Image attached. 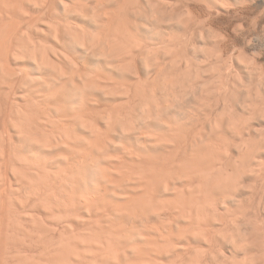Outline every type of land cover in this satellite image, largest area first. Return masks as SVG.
Listing matches in <instances>:
<instances>
[{
  "label": "bare ground",
  "instance_id": "obj_1",
  "mask_svg": "<svg viewBox=\"0 0 264 264\" xmlns=\"http://www.w3.org/2000/svg\"><path fill=\"white\" fill-rule=\"evenodd\" d=\"M188 7L201 10L197 4ZM19 8L0 12V33L5 49H23L25 59L8 55L0 71H23L43 82L15 95L16 105L36 117L35 126L27 133L12 126L3 131L30 167L68 181L53 185L68 207L35 197L24 206L37 223L67 231L56 218L78 217L67 222L88 230L90 243L78 247H86L92 253L86 259L96 264H172L178 257L202 264L212 256L220 264H238L256 251L224 240L209 244L206 231L186 230L190 221L179 218L180 205L161 188V159L175 155L194 162L201 138L215 140L204 113L193 107L199 102L182 100L180 82L160 68L164 37L178 38L182 28L150 17L145 0H20ZM234 67L246 75L238 61ZM0 90L8 91L2 82ZM243 105V93L233 90L236 114L244 112ZM251 127H264V120ZM223 135L233 139L227 129ZM172 138L176 144L166 143ZM238 155L232 149V156ZM257 159L264 161V153ZM6 183L20 187L11 171ZM224 197L214 190L210 201L220 212L225 204L235 208Z\"/></svg>",
  "mask_w": 264,
  "mask_h": 264
},
{
  "label": "clouds",
  "instance_id": "obj_2",
  "mask_svg": "<svg viewBox=\"0 0 264 264\" xmlns=\"http://www.w3.org/2000/svg\"><path fill=\"white\" fill-rule=\"evenodd\" d=\"M19 3L0 0V12L22 11ZM189 4L200 5L201 10L194 12ZM145 7L150 17H159L160 23H176L182 28L178 38L164 37L160 68L165 77L170 75L180 82L182 100L192 97L199 102L193 107L204 113V123L210 125L209 136H215V140L201 138V151L194 162L178 161L175 155L158 162V170L164 175L162 191L170 193L180 205L177 211L182 209L183 214L179 218L190 221L186 230L206 231L209 244L224 240L256 249L238 264H264V161L257 159L264 153V127H251L253 121L264 120V63L258 62L264 57V0H145ZM221 18L226 22L214 27ZM5 40L0 33V69L7 65L8 55L14 60L25 59L23 49L6 50ZM245 49H251V53ZM234 61L244 66L246 75L235 70ZM0 82L8 89L7 93L0 90V264H96L86 259L92 255L86 247H78L90 243L88 230L77 231L67 222L78 217L56 218L67 230L61 231L43 221L37 223L24 207L34 197L69 206L53 188L58 182L68 181L30 167L3 131L12 126L27 133L35 126L36 117L16 105L15 95L18 89L43 81L16 70L11 74L0 71ZM233 90L243 93L241 114L231 106ZM224 129L233 139L224 137ZM166 143L174 145L177 140ZM232 149L239 155L233 157ZM9 171L18 177L20 187L6 183ZM245 177L251 179L245 182ZM214 190L225 193L224 199L234 201L235 208L225 204L220 212L210 201ZM13 200L23 210L17 211ZM56 232L59 235L53 237L51 233ZM172 264L192 261L178 257ZM202 264L220 262L212 256Z\"/></svg>",
  "mask_w": 264,
  "mask_h": 264
}]
</instances>
